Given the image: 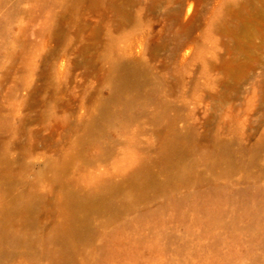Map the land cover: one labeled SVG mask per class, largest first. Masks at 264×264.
Here are the masks:
<instances>
[{
    "label": "rangeland",
    "instance_id": "obj_1",
    "mask_svg": "<svg viewBox=\"0 0 264 264\" xmlns=\"http://www.w3.org/2000/svg\"><path fill=\"white\" fill-rule=\"evenodd\" d=\"M180 135L176 175L160 157ZM143 165L158 178L137 190ZM119 182L63 255L68 191ZM30 199L0 264H264V0H0V216Z\"/></svg>",
    "mask_w": 264,
    "mask_h": 264
},
{
    "label": "bare ground",
    "instance_id": "obj_2",
    "mask_svg": "<svg viewBox=\"0 0 264 264\" xmlns=\"http://www.w3.org/2000/svg\"><path fill=\"white\" fill-rule=\"evenodd\" d=\"M144 72L145 71L139 65L134 64L127 70L119 73L115 94L102 105L100 126L111 122L115 118L116 112L114 105L121 99H124L128 95L129 90L140 86L142 81L141 76H143ZM132 100L133 99L131 97L125 99L124 104L126 108L132 104ZM191 145V140L182 135L170 139L164 146L160 157V162L163 168L176 175H180L181 173L187 171V168L184 167L183 158L185 157L184 155L187 151L191 148ZM218 155L219 153L217 156ZM229 157L231 156L229 155ZM134 173L135 174L132 177L130 176L131 178L128 180L127 184L137 190H142L157 182L158 177L156 173L153 172L148 165L140 166V168ZM123 188L124 183L119 182L108 184L103 187V190L91 194L81 193L73 189L68 191V223L67 226L61 229L57 234V239L62 244L61 251L63 255L68 253V250L71 248L76 238H80L85 235L89 226L90 218L95 212L104 210L114 211L116 209L115 199L123 191ZM21 202L22 203L17 207L14 206L13 208H6L2 211L0 216V240L4 241L7 237L10 231V224L16 217L26 214V216H28V224H32V215L35 212L36 205L35 199L23 200ZM33 242L34 239L28 236V233H23L22 235H18L16 237V243L27 247L31 246ZM5 252L6 250L4 247H1L0 256H2ZM63 261L64 262L62 264H68V260L65 259Z\"/></svg>",
    "mask_w": 264,
    "mask_h": 264
}]
</instances>
